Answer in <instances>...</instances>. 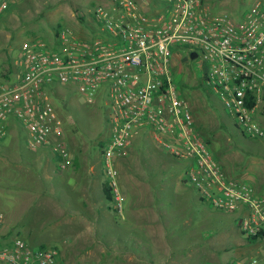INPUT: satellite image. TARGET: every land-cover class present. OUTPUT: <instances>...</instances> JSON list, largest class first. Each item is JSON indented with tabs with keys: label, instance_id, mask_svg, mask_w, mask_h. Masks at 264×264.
Instances as JSON below:
<instances>
[{
	"label": "built area",
	"instance_id": "2783aa9c",
	"mask_svg": "<svg viewBox=\"0 0 264 264\" xmlns=\"http://www.w3.org/2000/svg\"><path fill=\"white\" fill-rule=\"evenodd\" d=\"M7 8L1 4L0 12ZM95 9L91 36L61 28L55 45L36 40L21 48L11 77L0 83V139L16 119L28 131L29 149H50L64 167L72 153L55 87H76L89 105L103 97L111 125L103 169L117 214L125 209L118 163L149 132L158 147L187 163L185 180L204 202L238 215L247 240H264V196L226 174L176 76V60L185 54L243 134L264 138V0L235 16L212 13L206 0H111ZM60 254L20 237L0 242V264H62ZM248 264H264V256Z\"/></svg>",
	"mask_w": 264,
	"mask_h": 264
},
{
	"label": "rangeland",
	"instance_id": "374dc122",
	"mask_svg": "<svg viewBox=\"0 0 264 264\" xmlns=\"http://www.w3.org/2000/svg\"><path fill=\"white\" fill-rule=\"evenodd\" d=\"M256 1L259 0H206V6L214 14L227 13L235 16L247 12ZM5 2L8 3V8L0 12V83L11 77L14 63L25 44L43 40L49 46L55 45L56 35L61 28L70 29L83 37L91 36L95 29L94 10L105 3L101 0H0V6ZM187 59V55L181 54L176 60V63H180L176 68V76L183 97L191 105L201 136L209 142L230 178L251 183L257 192L264 196V138L251 139L243 134L237 127L235 118L225 111L220 99L199 75L200 70L197 69L196 63ZM55 91V104L66 122V143L71 146L74 140L77 141L78 143L74 144L75 150L84 151L85 156L95 163L97 170H103L101 148L111 134L109 104L106 105L103 97H98L95 105H89L78 89L70 85L57 86ZM259 123L264 127V115H259ZM7 124L6 135L0 139V152L5 153L8 163L18 166L19 170L17 177H6V180L16 188L18 186L19 189L29 192L48 191L52 188L63 201L62 178L59 176V170L62 169L56 159L47 162V158L51 159V152L44 149L31 151L28 146L29 134L23 125L16 119L8 120ZM137 139L138 143L133 147V157L128 159L129 163L122 166L123 161L120 163L125 177L123 184L132 191L129 176L137 177L140 182L143 178L151 182L163 179L167 187L159 189V195H169L173 197V201H179L180 195H177L174 180L186 176L187 163L176 160L168 152L161 150L152 141L149 132L141 134ZM39 155L45 156L43 164L47 172H43V166L29 167L30 164L37 163L36 156ZM163 166L169 172L164 173ZM44 173L50 175V178L43 179ZM51 184L55 187H51ZM183 188L188 197L186 202L176 207H173L174 204L168 206L169 210H174V218L177 217L178 220L177 226L172 225L168 230V240L174 250L173 255L167 256L169 262L166 261L163 250H159L162 248L161 240L148 239L140 242L136 237V230L132 226H125L121 218L115 217L112 204L106 202L98 191L94 195L95 203L99 205L102 213L105 212V207L108 210L111 207V215L101 214L97 225L87 229L93 227V237L99 236L112 246L121 245L122 239L128 240L127 247L138 251L137 257L142 259L144 264H203L205 261L212 263L204 264H244L245 261L263 258L264 241L247 242L240 230L238 215L219 213L205 203L200 206L199 212L194 206L199 199L198 193L190 185H183ZM133 196L129 191L128 198L124 200L125 208L130 201H134ZM151 196H154V193ZM24 208L15 235L33 246L45 244L57 248L62 253L61 256L65 257L64 260L71 264L67 256L78 255L80 249L73 246V243L68 244L66 226L57 218L54 209L49 207L52 211L50 212L47 207L36 205L33 209L31 206ZM153 208L152 217L160 216L157 207L154 205ZM192 213L196 216V222L192 221L190 225L181 223L185 214L190 218ZM201 220L207 223L205 230L198 226ZM76 228L78 229L77 226ZM208 232L202 253L200 248H196L200 239L197 234L207 236ZM97 256L92 264L100 262L99 254ZM131 259V254H127L119 260L121 264H132ZM103 261L104 264H114V253L105 255Z\"/></svg>",
	"mask_w": 264,
	"mask_h": 264
},
{
	"label": "crops",
	"instance_id": "0c3cea01",
	"mask_svg": "<svg viewBox=\"0 0 264 264\" xmlns=\"http://www.w3.org/2000/svg\"><path fill=\"white\" fill-rule=\"evenodd\" d=\"M101 1H104V4H109L111 2V0ZM137 140H135L132 148L130 149L129 155L125 159H121L119 161V168L125 163L128 164V159L133 157V147L137 145ZM76 143L78 142L74 140L72 145L69 146L71 149L72 158L64 162V167L60 166L62 170H59L61 171L59 172V176H61L62 178L64 192L63 201L59 199V197L56 195V192L53 191L52 188L48 191L36 190L33 192H29L27 190L19 189L18 186L16 188L13 183L8 182V180H6V177H17L19 168L18 166H14L11 163H8L9 161L5 159V153L0 152V214H3L4 216L3 221L0 223V242L19 237L15 234L22 210L25 209L24 206H26V208L28 206H31L32 209L35 205L36 207L43 206L44 208L47 207L48 211L52 212L49 208L51 207L54 209L53 212L56 213L57 218L61 220L60 222L64 223V225L66 226V234H68L66 235V239L68 241V244L73 243V246L79 247L80 249L77 253L78 255L74 254L71 256H67L71 264H92L94 263V258L98 257V254L101 258L100 262L98 261V264H104L103 257L105 255H112L113 253L114 264H121V261L119 260L120 257L123 258L127 254H131L132 264H144L142 262V259L137 257L138 251L129 249V247H127L128 240L126 241L122 239L121 245L117 247L112 246L106 243L103 238L99 236L95 235V237H93L92 234H94L95 232L93 227H91V229H87L90 226L97 225L96 222H99L101 214L106 213L108 215H111V207H109V210L107 207H105V212L103 213L99 210V205L95 203V193L98 191L99 195L102 194L104 196L106 202L110 204L111 202L108 201L107 196L104 192V187L107 185V178H105L106 176L104 173V169L100 171L97 170V166L95 165V163H93L90 158L85 156L86 154L84 151L75 150L76 147L74 144ZM43 149L50 151V149L47 148ZM51 155V159L47 158V162L49 163L52 162L53 159H56L52 152ZM80 155H82L81 158ZM44 158L45 156L43 155L36 156L37 163L30 164L29 167L38 168V166H43V172H47V168L43 164ZM122 161L123 163H121ZM119 170L121 177L120 182L124 198H128L130 191L134 195V201H130L128 203V205L124 209L123 215H119L115 211V217L121 218L125 226H132L136 230L135 234L136 237L140 239V242L148 239L161 240L162 248L159 250H163L164 255L166 256L165 259L167 262H169L167 256L173 255L174 250H172V247L168 240V230L169 228H172V225H175L176 227L178 224V220H176L177 217L176 219L174 218V210H169L168 206L169 204H174L173 207H176L178 204L183 205L184 202H186V200L188 199V197L184 193L183 185L187 186L190 184L185 180V176L179 178L178 180L175 179L174 182L177 186L176 190H178L177 195H180V200L173 201V197L169 195H159V189H164L165 187H167V183L163 179L151 182L143 178L140 182L138 181L137 177L129 176V179L132 182L133 189L131 191L129 187H126V185L123 184L125 177L121 168ZM164 171V173L169 172L165 167ZM42 178L49 179L50 175L44 173L42 174ZM51 187H55L54 184H51ZM193 190L197 193L194 188ZM152 193H154V196H151ZM197 196L199 199L194 206L199 211L200 206H202L204 203H207L200 198L199 193L197 194ZM154 205L157 207V212L160 214V216H155L156 218L152 217L154 216V213L152 211L154 209ZM222 212L219 211V213ZM205 213L206 212L204 211V214ZM205 216H207V214H205ZM160 218L165 220H161ZM183 218L181 219V223L183 222L186 225H190V222L192 221L196 222V216L194 213H192L190 218L186 217V214ZM76 226L78 227V229L76 228ZM198 226L205 230L207 228V223H204L203 220H201L198 223ZM208 234L209 232L207 233V236L205 234H197L200 239H198L199 241L196 243V248H200L201 250H198L202 253L205 250V244L207 243L206 237L209 236ZM259 241L261 240H258L257 242ZM247 242L251 243L249 240H247ZM38 246L47 245L39 244ZM198 250H196L197 256ZM61 254L60 261L62 262V264H69L64 260L65 257L63 255L61 256ZM250 261H245L244 264H248V262ZM204 263L212 262L205 261ZM153 264L155 263L153 262ZM238 264L242 263L239 262Z\"/></svg>",
	"mask_w": 264,
	"mask_h": 264
},
{
	"label": "trees",
	"instance_id": "16d2710c",
	"mask_svg": "<svg viewBox=\"0 0 264 264\" xmlns=\"http://www.w3.org/2000/svg\"><path fill=\"white\" fill-rule=\"evenodd\" d=\"M81 19H83V18H81ZM209 143V142H208ZM104 192H105V194H106V196H107V199H108V201H112V194H111V191L108 189V187L107 186H105L104 187ZM251 243H254V242H257L258 241V239H254V240H249Z\"/></svg>",
	"mask_w": 264,
	"mask_h": 264
},
{
	"label": "water",
	"instance_id": "95a60500",
	"mask_svg": "<svg viewBox=\"0 0 264 264\" xmlns=\"http://www.w3.org/2000/svg\"><path fill=\"white\" fill-rule=\"evenodd\" d=\"M197 57H198V55H197L196 53H193V54L191 55V59H192V60H195Z\"/></svg>",
	"mask_w": 264,
	"mask_h": 264
}]
</instances>
